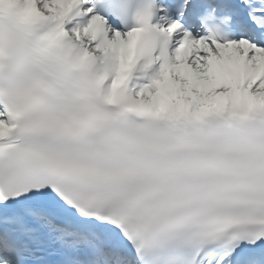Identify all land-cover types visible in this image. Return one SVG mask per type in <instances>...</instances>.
I'll return each instance as SVG.
<instances>
[{
    "label": "snow or ice",
    "instance_id": "snow-or-ice-1",
    "mask_svg": "<svg viewBox=\"0 0 264 264\" xmlns=\"http://www.w3.org/2000/svg\"><path fill=\"white\" fill-rule=\"evenodd\" d=\"M0 264H264V0H0Z\"/></svg>",
    "mask_w": 264,
    "mask_h": 264
}]
</instances>
